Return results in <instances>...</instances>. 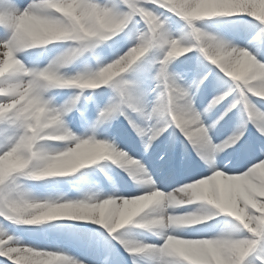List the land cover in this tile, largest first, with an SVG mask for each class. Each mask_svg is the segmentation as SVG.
<instances>
[{
  "label": "snow or ice",
  "instance_id": "6c2138e0",
  "mask_svg": "<svg viewBox=\"0 0 264 264\" xmlns=\"http://www.w3.org/2000/svg\"><path fill=\"white\" fill-rule=\"evenodd\" d=\"M211 7L209 0H0V264H264V177L256 172L264 164V97L256 95L264 89V23L254 0L231 11ZM209 20L231 31H209ZM181 21L177 39L172 28ZM178 48L187 50L177 56ZM33 49L41 52L26 64ZM54 51L64 55L40 66L39 56ZM181 57L192 65L191 79L189 70L176 69ZM63 89L72 93L60 103ZM201 93L211 96L203 109L196 103ZM178 98L186 102L187 121L166 108ZM234 110L233 131L217 143L213 131ZM121 117L145 154L167 134L158 157L162 167L179 142L184 157L189 148L196 153L201 171L170 192L160 190L144 163L107 138ZM70 121H78L83 133L76 134ZM83 146L98 151L71 173L49 172L55 156ZM237 147L252 154L250 163L239 169L217 163ZM101 161L128 171L143 191L99 190L90 166ZM23 181L43 182L46 194L25 190ZM62 184L73 185L76 195L62 193ZM157 191L165 204L185 194L187 201H175L169 211L178 222H200L165 232L147 222L158 204L129 212V202ZM194 204V211H177ZM39 209L69 211L30 222L26 211ZM129 226L160 240L129 239L123 231ZM17 231L55 236L81 251L25 242Z\"/></svg>",
  "mask_w": 264,
  "mask_h": 264
},
{
  "label": "rangeland",
  "instance_id": "374dc122",
  "mask_svg": "<svg viewBox=\"0 0 264 264\" xmlns=\"http://www.w3.org/2000/svg\"><path fill=\"white\" fill-rule=\"evenodd\" d=\"M27 2H28V0H17V3L20 5H24ZM249 19H251V18H249ZM207 23L209 25L207 30H209V31H220V30L225 31V32L231 31L230 29L224 28V26L217 24L214 20H209ZM182 25H183V22L181 21L180 24L173 26L172 31H173V37L174 38H177V39L180 38L179 33H180V29L182 28ZM239 30L242 31L243 29L241 28ZM0 35H3V29H0ZM53 47H54L53 45H49V48H53ZM30 51L33 53V55L28 56V58L25 60L26 64H28L30 60H36L37 56L41 52V49H33ZM56 53L57 52L54 51V52L47 53L43 56H39V65L44 66L47 63L48 58L55 55ZM189 55H192V54L189 53ZM182 60H183V57H181L180 60L176 61V64H175L176 69H177V71H184L186 69L189 70V77L188 78L191 79L190 73H191L192 65L182 64L180 62ZM69 67H71V66H69ZM58 91L60 93H62L61 95L57 96V100L60 103H63L65 100H67L72 93V90H69V89H63V90H58ZM97 91L99 92L102 90H97ZM84 95L88 96V95H91V93L85 92ZM209 99H211V96L209 94L201 93L198 95L196 103L198 104L200 109H203V107L206 106ZM86 103H87L89 109H92L93 102L91 100H89ZM259 107L264 108V102L260 103ZM76 115L78 116L79 114L77 113ZM216 115H217L216 112L210 113L209 114V122L211 120L215 119ZM89 116L91 119L95 120L98 118V112L90 111ZM238 118H239V113L237 110H234L233 113H230L229 117H226L225 120L222 121L221 124L213 131V139L218 143L220 140H223L224 138H226L228 136V134H230V132L233 131ZM126 123L127 122L124 121L122 117L119 118L118 120H113L111 128H109L107 130V133H106L107 138L114 140L116 142V144L122 150L126 151L132 158L140 160L142 163H144L146 165V167L148 168V171L150 173H153L155 166L152 163H154V161L159 157L160 153L162 151H164L165 147L167 146L168 141L165 139L167 134H165V136H162L160 138V142H158L154 146V148L152 150H150L149 153L145 154L139 138L135 135V133L131 130V128L128 127V125ZM70 127H72V130L74 132H76V134H78V135L82 134L84 131V129L79 126L78 121H75V122L70 121ZM248 127L250 130L248 134H250L252 136L255 133V129L252 127L251 124H249ZM104 131H105V126L101 125L100 128L98 129V132L103 133ZM242 149H245V148L244 147L240 148V150H242ZM173 152L176 154V156H174V157H178V160L179 159L181 160L183 157V158H187L188 160L194 161V158H192V156L193 157L196 156V155H194V153L189 154V153H191V148H189L187 156L184 157L183 156V150H182L179 142L176 143L175 149ZM235 153H236V151L234 149H231V150L229 149L225 154L221 153L217 157V163H222L224 165H228V163H231L230 168L239 169V168H242L243 166L247 165L248 163H250L252 161V154L250 156L246 157V159H244V160H242V159L239 160L238 159L239 157L234 158ZM240 155L241 154H239V156ZM197 158H199V157H197ZM235 159H237V160H235ZM171 163H174L173 160ZM106 164L111 165V166L110 167H103ZM101 167H103V171L100 170ZM90 168H94L96 170L95 174L91 177V179L94 180V182L97 185H99V190H101L103 192H110L113 190H118L120 192H137V193H139L140 191H143V189L135 188L133 186L132 178H129L128 174H126L125 171H121V169L118 168V166L116 167L115 164H112L111 161H101V162H98L97 165L90 166ZM80 171L81 172L88 171V169H82ZM73 175L74 176L79 175V173H76ZM63 179H67V178H63ZM42 183L43 182L23 181V184L25 185V190L31 191L36 195L46 194L45 190L39 186ZM160 190L164 191L163 189H160ZM60 191L64 194L69 195V196L76 195V188L73 185L62 184V185H60ZM23 227H26V226H21V228H23ZM128 229H129V227H128ZM137 230H139V231L141 230V232H142V229L138 228ZM124 232L127 236L131 235L134 240L137 239L134 231H132L133 233H131V234H128L127 231H124ZM14 234L19 235L21 239H25V237H27L25 242L31 241V242L40 244L42 246H49L50 247V242H49L50 240H47V239H51L52 240L51 242H55L52 244V246H55L57 243H59V245L61 246L60 239L55 237V236H52L51 238L49 237L46 239V236L43 233H36V234L23 233L22 234L19 231H17ZM43 239H45L46 243L44 242ZM61 247H64L65 250L70 251L74 255L79 254V252L81 251L80 249H78L74 245L67 244V243H65V245H62Z\"/></svg>",
  "mask_w": 264,
  "mask_h": 264
},
{
  "label": "clouds",
  "instance_id": "9594fccd",
  "mask_svg": "<svg viewBox=\"0 0 264 264\" xmlns=\"http://www.w3.org/2000/svg\"><path fill=\"white\" fill-rule=\"evenodd\" d=\"M165 2L171 3L172 0H165ZM245 0H209V3L212 4V7L209 11L216 12V11H231L235 7L243 4ZM251 2V0H250ZM256 6L260 9L261 15V22L264 23V0H254ZM210 50L214 49V42L213 41H206ZM187 49H176L174 54L179 56L183 55L184 51ZM64 55V51L57 52L53 55L48 64L52 65L58 57ZM71 66V65H68ZM5 68L0 67V72L4 71ZM58 71H62V69H58ZM95 86V85H91ZM256 95L264 97V89L260 90L256 93ZM166 108L169 112L174 113L175 119H180L183 121H187L190 119L189 112L187 110L186 102L183 98H178L176 100L170 101ZM55 147V146H53ZM98 149L92 146H83L80 148L76 153H60L59 155L55 156L51 168L49 172H55L60 174H68L74 171L77 167L81 166L84 161L85 157L94 156L97 153ZM106 151V149H105ZM257 175L260 177H264V164H261L256 169ZM164 194L161 192H152L149 195L144 197H140L136 200L129 202V212L132 210H142L148 208L150 205L158 204V207L153 209V215L148 218V223L152 224L153 227H156L162 231L168 232L179 224H183V226L188 227L191 226L193 223H199L198 220H185L182 222H178L174 219L173 213L169 211V209L176 206L175 201H179L181 203L187 201V196L185 194H178L175 197L174 201H168L166 204L163 203ZM69 211L68 209H39L35 212L33 210H27L26 215L29 218V221H38L44 218H49L53 215L60 214L62 212ZM235 215V213H234ZM243 219V217H241ZM238 248L241 250L243 249L244 245L241 242L237 245Z\"/></svg>",
  "mask_w": 264,
  "mask_h": 264
},
{
  "label": "bare ground",
  "instance_id": "6f19581e",
  "mask_svg": "<svg viewBox=\"0 0 264 264\" xmlns=\"http://www.w3.org/2000/svg\"><path fill=\"white\" fill-rule=\"evenodd\" d=\"M127 124V123H126ZM128 125V124H127ZM230 134H231V132H230ZM230 134H228V135H230ZM248 136L251 138L252 136L250 135V134H248ZM183 139V138H182ZM240 148H242V147H237V148H235L234 150L236 151V153H235V156H234V158H237V157H239L238 159L239 160H244V159H246V157H248V156H250L251 155V153H249V152H247L245 149H242V150H240ZM231 150V149H230ZM240 150V151H239ZM228 151V150H227ZM194 153V155H196V153L195 152H193V151H191V153H189V154H193ZM241 154L240 156H239V154ZM174 154V152H172V154L171 155H173ZM222 154H225V153H222ZM237 154H238V156H237ZM173 157L174 156H172V159H171V162H172V160H173ZM192 158H194V160L196 159V161L198 162V164H200V163H202V162H200L199 161V158H197V156H192ZM187 159V158H186ZM191 159V158H190ZM235 160H237V159H235ZM234 160V161H235ZM156 162V163H155ZM170 162V164L168 165L169 167H173V163H171ZM189 160H183V159H181V161H179L178 163H179V167H177V166H175L174 168H175V171H177L178 173V175L180 176V177H182V176H184V175H186V176H188L187 174L190 172H193V173H197V172H199V171H201V168L199 167V165H197V163L195 162V164H194V166H192V168H190L189 169V167H191V166H189ZM191 163V162H190ZM154 166H156L157 164L158 165H161V162L159 161V159H157L156 161H154V163H152ZM230 164L231 163H228V167H231L230 166ZM183 166L185 167V169L183 170ZM189 166V167H188ZM116 167H117V165H116ZM168 167V168H169ZM118 168H120L119 166H118ZM121 169V171H125L123 168H120ZM169 169H171V168H169ZM157 170H158V167L156 166V170H154V176H153V179L155 180V182H156V184H157V186L160 188V189H163L164 191H166V193L167 192H170V191H172V189L173 188H175V187H177V186H179V183L177 184V185H175L174 187H171L170 188V184L172 183V181L169 179V180H164V179H166V178H168L169 177V175H170V173H168V172H166L164 175H163V173H157ZM125 173L126 174H128V176H129V178H132V176H130L129 175V172L128 171H125ZM139 175V176H138ZM137 176H138V178L139 179H146V177H145V175H144V173L143 172H140L139 170H137ZM132 180H133V178H132ZM185 181L184 182H187V178L186 179H184ZM179 182H181V181H179ZM132 186V185H131ZM133 186L135 187V188H138V189H143V187H142V185L141 184H139L136 180H133ZM198 207V205H190V206H188V207H186V208H178L177 209V211L178 212H185V211H194L196 208ZM66 223H73V222H66ZM75 223V222H74ZM208 223H211V221L210 222H208ZM137 227H135V226H129V229L128 228H126L124 231H127V233L128 234H131V233H133L132 231H134V233L136 234V237H137V239H136V241H147V242H152V243H157V242H159V240H160V237H158L157 235H155L153 232H149V231H147L146 230V232L145 231H143V229H142V232H141V230L139 231V230H137L136 229ZM45 236H46V239L47 238H51L52 236L51 235H46L45 234ZM128 238L129 239H132V240H134L133 238H132V236L130 235V236H128ZM44 240V242H45V239H43ZM47 240H50L49 242H50V247H52V244L53 243H55V242H51L52 240L51 239H47ZM46 243V242H45ZM45 245V244H44ZM62 245H65V243H63V242H61V246ZM118 247H119V245H118ZM120 251L125 255V256H127L128 254L126 253V252H124V250L121 248L120 249Z\"/></svg>",
  "mask_w": 264,
  "mask_h": 264
}]
</instances>
